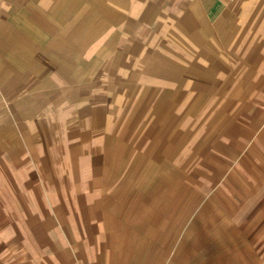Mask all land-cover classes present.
Listing matches in <instances>:
<instances>
[{"label":"crops","instance_id":"crops-1","mask_svg":"<svg viewBox=\"0 0 264 264\" xmlns=\"http://www.w3.org/2000/svg\"><path fill=\"white\" fill-rule=\"evenodd\" d=\"M157 8L180 10L186 34L165 51H139V43L131 53L132 32ZM196 63L209 76L204 89L228 73L253 79L248 88L264 85V0H0V104L10 110L0 118V264H230L223 250L253 249L251 239L240 246L229 234L258 230L263 181L246 188L224 176L195 212L193 194L173 187L179 179L150 183L145 134L130 127L160 97H99V79L113 88L131 65L153 76L142 83L150 90L172 83L163 74H194ZM132 168L133 176L107 180L100 208V170ZM52 184L60 187L34 198L31 186ZM19 190L29 201L21 211ZM66 201L85 211V226ZM30 202L43 206L39 224L27 218L36 216Z\"/></svg>","mask_w":264,"mask_h":264},{"label":"rangeland","instance_id":"rangeland-1","mask_svg":"<svg viewBox=\"0 0 264 264\" xmlns=\"http://www.w3.org/2000/svg\"><path fill=\"white\" fill-rule=\"evenodd\" d=\"M177 12L176 9L165 8H157L152 12L146 10L140 28L134 30V33L132 32L133 36L136 34L139 38L133 40L132 36L131 53L134 54L133 50H136V44L139 43V51L145 48L151 49V51L164 48L165 51L167 45L181 42V37H177L176 34H186V30L181 22L180 24L176 23ZM169 20H172L174 24L171 25ZM133 54L131 55L132 62L136 59ZM199 55L198 60H201V53ZM152 58L154 59V57ZM131 66L122 79L117 74L115 75L116 80L113 88H111V83H109L111 85L109 89L102 88L105 86L103 83L106 82V79H99L101 87L98 92L101 98L113 96L115 100L122 97L132 100L145 98L152 102L151 100L160 97L159 100L163 101L161 106H152L151 104L142 106L145 108L143 110L145 117L130 121L132 129H137L136 131L139 133L145 134L147 160L153 161L155 164L154 167L146 170L151 179L150 183L155 179L162 178L164 186H166L168 180L179 179L178 184L173 187L180 195L193 194L197 205L195 212L198 211L204 200L208 199V193H212L216 189L217 182L224 176L232 175L246 188L252 186L253 183L262 181L264 183V168L259 167L264 163V102L259 99V102L256 103L253 96L254 91L258 95L264 96L262 82L257 89L248 88L245 82L253 79H236L234 73H228L225 83L220 87L204 89L202 87L203 77L207 75L201 71L203 63H196L194 74L186 72L163 74L168 75L169 81L174 77L172 83H164L161 89L152 88L149 90V88L144 89L142 83L147 76L148 82L154 80L153 76L145 75L136 70L133 65ZM193 76L195 81H191L190 77ZM207 77L209 79V76ZM240 80L243 84L238 82ZM191 84L192 86L188 87ZM124 86L126 88H122ZM9 111L8 105L0 104V118H9ZM118 120L115 122L116 125L122 123V120ZM136 159L138 158L132 154L131 160ZM135 171L137 170L133 168L100 170L98 187L104 189L99 196L100 208L107 207V180L112 176L121 178L127 176L128 173L133 176ZM31 187L34 198L42 201L38 195L39 188L46 190L47 188L56 189L60 186L52 184ZM4 198L7 208H9L12 205L11 192H8ZM44 200L48 203L50 195H45ZM51 201L53 200L51 199ZM28 203L23 192L19 190L15 207L21 211ZM30 204L31 207L34 206L32 211L36 213V216L32 215L27 218H31L36 224L41 223L42 216L38 214L44 212L41 210L43 206L41 204L39 206L36 202H30ZM64 204L67 212L77 213L79 221L81 220L80 224L84 225L85 211L81 212L79 204L70 201H66ZM261 220L258 230L254 228L252 235L249 228L234 230L229 234L235 244L245 245L246 241L251 239L250 242L253 245L251 250L246 248L223 250L230 264H264V218ZM84 226L83 228L86 230ZM252 254L257 259H251Z\"/></svg>","mask_w":264,"mask_h":264}]
</instances>
